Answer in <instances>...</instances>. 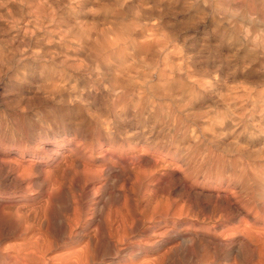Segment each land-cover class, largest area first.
Returning a JSON list of instances; mask_svg holds the SVG:
<instances>
[{"label":"bare ground","instance_id":"bare-ground-1","mask_svg":"<svg viewBox=\"0 0 264 264\" xmlns=\"http://www.w3.org/2000/svg\"><path fill=\"white\" fill-rule=\"evenodd\" d=\"M130 24L117 28L113 39L101 33L88 43L98 66L75 68V75L30 63L22 74L11 71L14 77L1 69L0 107L25 108L9 118L17 127L5 140L9 147L0 144V264H264V193L253 195L248 175L231 170L230 160L220 158L222 169L212 176L193 158L195 138L218 139L231 130L234 140L248 144L227 150L228 157L239 160L256 145L263 164L262 118H252L253 108L199 122L203 115L193 111L211 83L179 67L121 66L128 48L136 55L149 49L146 31L152 30L132 35Z\"/></svg>","mask_w":264,"mask_h":264},{"label":"rangeland","instance_id":"rangeland-1","mask_svg":"<svg viewBox=\"0 0 264 264\" xmlns=\"http://www.w3.org/2000/svg\"><path fill=\"white\" fill-rule=\"evenodd\" d=\"M202 1L204 0H178V2L177 0H125V1L123 0H0V71L3 70L2 72L4 73L6 70H8L9 75L13 73L15 76L18 75L19 73L22 74L24 72L23 65H25L26 63L28 64L30 63V64H34L37 67L44 65L46 66V68L51 69V71L56 70V71L65 72L66 74L68 73L71 75L72 74L75 75L77 71L76 69H78V71L79 70L81 71L87 67L92 68L94 65L95 67H97L98 62L97 61L94 62V60H91L89 57L88 43H91L92 41L97 39L101 33H105L106 35L109 34L107 35L108 38L113 39L114 31L117 28L121 27L122 25L125 26L131 23L130 25H133L132 27L134 28L133 29L131 27L132 35L135 34L138 35L139 33H141V31L143 32L142 30L143 28L152 30L151 31L152 33L146 31V34L147 32L148 34H151V37L147 39L149 40L147 43H149L148 48L150 50L147 49V52L143 53V55H136L135 53H132L134 51L131 50L132 48H128L126 50L127 52L125 56L126 61L129 60L128 62H130L132 58L134 59L133 56L135 55L139 57L136 58L135 56V59L134 60L132 59V61L129 64L125 63V60L123 61L125 64L120 60L119 63H121V66H130L131 64L133 67L134 65L135 66L139 65L138 69L140 70H151L152 68L154 69V67L160 68L161 65L162 66L164 65V67L167 66L169 67L172 66L174 68L179 67L182 68L183 70L191 71L194 74L196 73L197 75H201L204 81L207 80L206 82H208L209 84L211 83V85H210V90H208L209 93L208 92L201 93L200 98L203 100H201L202 102L198 105V108H196L193 111L195 113L198 112L199 114L203 115L202 118L198 120L199 122H203L205 121V119L207 120V118H213L214 113L216 116L217 113L221 111L225 113L232 111L234 113H239V114L243 112L242 113L243 115H247L248 112L249 113L253 112V108H254V112H253L254 116H252V118L257 119L256 121L262 118L264 123V114H263L264 113V40H263L264 39V26H263L264 1L262 2V0L259 1L240 0L236 4L235 3L231 4L230 0L227 1L208 0L209 2L207 0H205L204 2ZM242 1L244 2L246 1L247 5H245V3ZM187 2L189 4L191 3L190 5L191 7ZM228 2H230V5ZM258 2L261 3L258 4ZM142 5L145 7H142ZM243 5L244 7L245 6L249 7L250 5L252 7L250 8L245 7L243 9ZM181 6H185V7L183 8ZM146 7H148V9ZM42 9L44 11H42ZM233 9H235L236 11H234ZM251 9L252 10L254 9V11H252ZM244 10L247 11L245 12ZM260 10L262 12H260ZM223 12H224L223 14L224 16L221 14ZM218 14L222 16L220 17ZM225 16H228V18ZM224 18H226L227 22ZM239 20L241 21L243 20L242 23H240ZM133 21L136 22L134 23ZM233 21H236V23ZM261 21H263V23ZM214 22L218 25H214L215 24ZM228 22H232V24L229 23L230 27H228ZM239 24L240 26H237ZM260 25L262 26V28ZM149 26L150 27L152 26L151 27L152 29L149 28ZM224 26L225 27L227 26V28H229L228 29L229 31L226 28L225 30H223ZM238 27H240L239 29L242 28V30L240 31ZM221 28L223 29L220 31ZM248 28L253 29L252 32ZM236 31H238L237 35H236ZM230 33L235 36L231 35ZM229 34H230V38H229ZM82 35L86 38H84ZM77 38H79L78 42H77ZM85 39H90V41L87 42L85 41ZM71 40L73 42H71ZM139 42H141V40L140 41L137 40L135 46L140 44ZM85 44L87 47L85 46ZM124 44L125 43L123 42L121 46V41H120L118 45L121 47H125V45L127 44L125 45ZM163 44L167 46L163 47L162 46ZM175 51L177 54L175 53ZM10 54H14L13 59H9L8 55ZM129 55H131L132 57L131 56L129 57ZM32 58H35V60H33ZM163 59H165V61ZM115 61H116L115 59L112 60L114 64H117V62ZM183 62L185 64H183ZM162 66L161 68H163ZM11 71L13 72L11 73ZM12 76L13 75H11V77ZM78 78L80 79L81 77ZM6 79L7 78L5 77V82L8 81V80L6 81ZM82 81L83 78H81L78 82L80 86L82 84ZM212 86L215 88H213ZM218 89H220V91ZM10 94H12L10 95V97L14 96V92L13 93L10 92ZM226 98L227 101L230 99V101H228L229 103L225 101ZM219 100H223L225 102L220 104ZM239 103H241L242 105ZM19 106L20 105H18L19 110L18 109L16 110L15 108L9 106L7 107L10 109L8 111L7 109L4 108L2 109L0 107L1 108L0 135L1 134L3 135L0 136L1 138L0 144L4 149H7V147H9L6 143L8 136H10L11 134L13 136L16 135L14 132H16L15 129L17 127L15 124L11 123L12 121L9 118L11 115L20 114L19 111L23 110L24 106L22 104L21 107ZM221 106H224L225 108ZM208 107H210L211 109ZM31 108L33 109V107ZM199 109L202 111H197ZM261 110L263 111L261 112ZM3 111H5V113ZM31 113L35 114L34 109L31 111ZM4 115L6 117H3ZM34 118L35 117H32V120H34ZM247 118L248 117L244 119L245 122H249L250 118L248 119ZM263 123L262 125L264 126ZM3 126H5L6 128L4 127L3 129ZM10 128L13 130H11ZM256 129L258 128L254 127V130ZM230 131L231 130H227L224 132V134L222 133V135L224 136L220 134V136L217 137L219 140L215 138L216 140L207 139L206 141H202L195 138L194 141H196L197 143L201 142L200 144H197L196 142L193 143V147L195 150L193 158L194 160L196 158L195 160L196 164L197 165L199 164L201 170H203L204 172L206 171L208 174L214 176L216 175V173L220 171V169H222L223 166L222 161L230 160V162L232 163H230V165L228 166H230L229 168L231 170L234 169L233 171H235L236 173H238V171L241 170L244 175L246 176L248 175L247 177H249L248 179H250V182L252 183L251 184L252 192L255 191L253 195L263 194L264 176L262 175V172L264 171V168L261 166H264V163L262 164V160L258 159L260 146H256V145L249 146L248 148L250 150L248 149L247 154L240 157L239 160L238 158H232L231 160V158L228 157L229 155L227 150H233L238 145L240 146L242 145L245 148V145L248 143L245 142L246 140L245 138L234 140V137L231 135ZM208 136L209 135L207 134L206 137ZM231 140H233V142ZM224 141H226V143ZM234 142L235 144L233 145ZM204 149L211 151L213 149L211 153L212 155L207 153L208 151L205 152ZM206 154L209 156H206ZM214 156L217 157V160L216 158H214ZM202 157H204L203 161H202ZM199 158H201L200 162L198 161ZM220 158L222 161L220 160ZM201 162L203 165L201 164ZM216 163L218 164L217 166ZM212 164H213V168H212ZM257 165L259 168H257ZM224 166L226 165L224 164ZM206 167L208 168L209 172L207 171ZM248 169L249 170L253 169L252 171L253 173L254 172L255 173L253 174L252 171L250 172ZM247 172L250 175L247 174ZM253 180L255 181L253 182ZM0 193H3V191H0Z\"/></svg>","mask_w":264,"mask_h":264}]
</instances>
